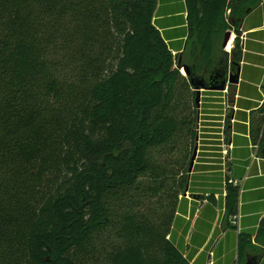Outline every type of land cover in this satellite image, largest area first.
Here are the masks:
<instances>
[{"label":"trees","instance_id":"16d2710c","mask_svg":"<svg viewBox=\"0 0 264 264\" xmlns=\"http://www.w3.org/2000/svg\"><path fill=\"white\" fill-rule=\"evenodd\" d=\"M186 1L175 55L158 0H0V264H194L175 231L199 105L178 66L236 73L225 33L262 0ZM251 124L264 153V106Z\"/></svg>","mask_w":264,"mask_h":264},{"label":"crops","instance_id":"0c3cea01","mask_svg":"<svg viewBox=\"0 0 264 264\" xmlns=\"http://www.w3.org/2000/svg\"><path fill=\"white\" fill-rule=\"evenodd\" d=\"M154 23L173 53L180 54L189 36L187 1L158 0ZM263 24L264 2L251 9L241 25L247 31V40L239 65V81L230 83L227 92L204 91L214 95L216 103L208 104L211 114L206 116L211 126L205 128L204 151L194 166L197 174L192 191L198 194L193 195L196 199L183 197L188 203L179 205V225L175 231L176 240L183 241L182 248L194 264H264V153L259 152L251 133L253 113L264 106ZM220 96H227L236 105L230 114L234 120L229 124V138L233 142L229 177L238 181V224L230 223L231 216L229 221L225 218L226 190L218 140L221 131L212 126L222 118L221 104L217 102ZM207 98L213 101L212 97ZM243 233L249 237L240 251Z\"/></svg>","mask_w":264,"mask_h":264},{"label":"rangeland","instance_id":"374dc122","mask_svg":"<svg viewBox=\"0 0 264 264\" xmlns=\"http://www.w3.org/2000/svg\"><path fill=\"white\" fill-rule=\"evenodd\" d=\"M225 50H227V48H225ZM230 88H231V86H230ZM210 92H216V94H219V92H221V90H213ZM207 97H212V99H210V100H213V101H209V99ZM213 97H215V96L210 95V94H205L204 91L201 93L200 104H199V116H198V121H197L198 136L196 139V146H195V148H197V152H196V157H195V160L193 163L192 170H189V182H188V185H187V188H186V191H185L183 197H191L193 199H196L195 197H193V195L198 194V193H196V192L194 193L192 191V187H193L192 181H194V176L197 174V172L194 169V166L198 162L199 158H201V156H202L201 154L204 151V145L205 144L203 142H204V133L206 132L205 128L207 126H211L208 124L209 118L206 115L211 114V113H209V111H207V109H209L208 104L211 102L216 103V101H215V99H213ZM220 97H221V99H218L219 101H217V102L221 104L220 108L222 109V118L220 120H218V123L214 122V124H212V126H215L218 131L219 130L221 131L220 132L221 137L218 140L220 141L219 146L221 148V158H220L221 165H222L221 170L223 172V180H224L226 197H227V193L229 192V188L230 187H237V184H238L237 180L229 177L230 149L233 147V142L229 138V135H227V133H228L227 125H228V119H232V117H230V114L232 113V110H233L231 108L233 103L231 100H229V98H227V96L226 97L220 96ZM231 122H233V121H231ZM229 132H231V131H229ZM216 133L217 132H215V134ZM217 134H219V133H217ZM217 137L218 136L216 135L214 138L217 140ZM202 174L209 175V176L213 175L212 173H208V174L202 173ZM192 176H193V178H192ZM200 196L202 198L203 195H200ZM225 212H227V207L225 209ZM238 217H237V215L231 216V218H230L231 223L236 224L235 222H237Z\"/></svg>","mask_w":264,"mask_h":264},{"label":"water","instance_id":"95a60500","mask_svg":"<svg viewBox=\"0 0 264 264\" xmlns=\"http://www.w3.org/2000/svg\"><path fill=\"white\" fill-rule=\"evenodd\" d=\"M232 37V31L227 30L223 40V47L227 48L229 42ZM184 75L190 77V82L194 86L195 90L197 91V103L200 104L201 93L203 91H213V90H225L228 84L230 83H237L239 81V72L240 66H238L236 73H230L227 75V71L225 69H218L213 71L209 77V80H206L203 77H199L194 73V69L188 65L180 64L178 66ZM197 148H195L189 170H192L193 163L196 157Z\"/></svg>","mask_w":264,"mask_h":264},{"label":"built area","instance_id":"2783aa9c","mask_svg":"<svg viewBox=\"0 0 264 264\" xmlns=\"http://www.w3.org/2000/svg\"><path fill=\"white\" fill-rule=\"evenodd\" d=\"M264 2V0H262V2L261 3H263ZM260 3V4H261ZM230 9H228L227 10V14H230ZM263 28H264V24H263ZM231 31H232V37H231V40H230V42H229V45H230V47L228 48V46H227V51H231L232 50V48H233V46H234V44H235V39H236V37L238 36L239 37V40H240V45H241V48H242V52L244 51V49H245V42H246V40H247V31H245V30H243L242 29V27H240L239 28V30L238 31H236L235 29H231ZM229 85V84H228ZM225 91L227 92V87H226V89H225ZM231 108L233 109V110H235L236 109V105H235V103L231 106ZM234 119L232 118V119H230V123H231V121H233ZM236 224H238V220H237V222H235Z\"/></svg>","mask_w":264,"mask_h":264},{"label":"bare ground","instance_id":"6f19581e","mask_svg":"<svg viewBox=\"0 0 264 264\" xmlns=\"http://www.w3.org/2000/svg\"><path fill=\"white\" fill-rule=\"evenodd\" d=\"M230 47V45L228 46V48Z\"/></svg>","mask_w":264,"mask_h":264}]
</instances>
